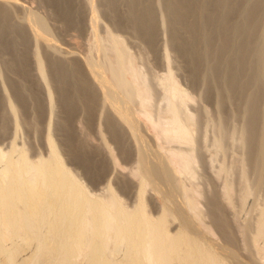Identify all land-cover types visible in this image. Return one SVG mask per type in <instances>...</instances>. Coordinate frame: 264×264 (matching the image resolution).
<instances>
[{"label":"bare ground","instance_id":"obj_1","mask_svg":"<svg viewBox=\"0 0 264 264\" xmlns=\"http://www.w3.org/2000/svg\"><path fill=\"white\" fill-rule=\"evenodd\" d=\"M50 1L65 24L80 27L72 0ZM83 1L90 31L86 52L64 55L51 38L46 19L29 12L17 24L16 19H9L11 9L22 5L0 0V51L12 55L9 69L45 90L51 120L56 111L42 52L65 116L53 126L47 122V153L32 158L24 144L17 143L20 113L26 109L24 94L13 81L4 83L0 74V98L8 87L16 102L15 106L4 97L6 106L0 110V134L6 136L9 127L13 129L7 147L0 146V264H232L203 224L205 213L198 202L203 192L194 181L198 180L200 163L196 149L207 140L205 124L202 120L204 125L199 126L201 109L197 110L199 118L192 114V98L171 71L169 49L190 62L192 76L186 82L205 86L199 99L213 100L215 95L214 154L225 152V141L232 148L243 149L240 158L220 166L217 173L228 178L238 172L242 190L235 199L242 204L264 189V0H98L99 7L94 0ZM102 13L111 19V26L103 25ZM111 28L127 30L134 40L147 43L145 46L166 66L165 73L149 75L153 76L150 79L135 63L137 59L123 38L114 35ZM26 37L32 40L29 47ZM160 37L166 41L158 49ZM72 72L80 73L78 78L72 79ZM220 80L224 85L219 89ZM34 101L41 108L37 97ZM233 102L240 108L235 109L241 113V123L227 131L220 116L225 104ZM80 110L86 114L82 112L87 118L85 127L91 128L95 118L103 119L107 135L125 156L129 152L120 136L127 133L136 146V168L131 170L130 179L122 177L116 189L107 182L103 188L91 190L63 161L65 155L86 167H102L93 157L99 149L92 150L90 140L82 143L87 131H80L81 140L73 138L62 150L54 141V132H74L72 118ZM40 117L38 112L30 120L33 131H38ZM143 126L163 145L178 147L165 154L161 143L151 147L141 132ZM101 141L100 147L106 150L102 136ZM100 172L88 170L90 181L98 179ZM119 176L117 173L116 178ZM127 191H132L130 196ZM220 197L231 206L233 182L226 180ZM207 207L216 227L229 239V222L222 216L220 202L209 199ZM254 212L255 220L240 230L255 264H262L264 200L255 205ZM233 262L245 264L239 258Z\"/></svg>","mask_w":264,"mask_h":264},{"label":"rangeland","instance_id":"obj_2","mask_svg":"<svg viewBox=\"0 0 264 264\" xmlns=\"http://www.w3.org/2000/svg\"><path fill=\"white\" fill-rule=\"evenodd\" d=\"M18 3H20L22 6H19V8H12L11 9V14L12 17L10 15L9 19L11 21L15 20L18 21L20 20V18H22L24 15H26L29 12H34L38 15H40L41 17H43L44 19H46V23L49 27L50 31V35L51 38L56 41L57 45L64 51V55H69L72 53H81V55H84L86 52V44H88V38H90V31L89 28L87 26V20L89 19L88 16V12H86V8H84V1L83 0H72V8L74 7V11L75 14L77 15L76 21L79 24L80 27H78L77 25H67L64 23L63 19L61 18L60 14L57 11V9H55L52 5H51V1L50 0H15ZM98 0H94V3L96 5V7H99V2H97ZM100 1V0H99ZM97 3V4H96ZM98 5V6H97ZM76 8V9H75ZM124 8H122V12H124L123 10ZM79 10V11H78ZM82 10V11H81ZM78 11V12H77ZM100 12V11H99ZM58 13V14H57ZM101 13V12H100ZM102 15V16H101ZM87 16V17H86ZM101 22L103 23V25H108L111 26V19L107 16V15H103L99 14ZM107 17V18H106ZM12 18V19H11ZM14 18V19H13ZM18 19V20H17ZM87 19V20H86ZM108 19V20H107ZM110 19V20H109ZM81 20V21H80ZM16 21H14L16 23ZM85 21V22H84ZM84 23V24H83ZM87 26V27H85ZM169 28V27H168ZM80 30V31H79ZM88 30V31H87ZM100 30V29H99ZM110 30H112V33L116 36H119L121 38H123V40L125 41V44L127 46V48L130 51V54L132 56H134V59H137V61L135 60V63L137 65H139L138 67H140V69H142V71L144 73H146V75H161L165 73L166 70V66H164L159 58H158V54L154 55L153 53H156L153 49L150 50L154 51L151 53V51L146 47L149 46L147 43V45L143 44V42H141V39L134 40L136 39L134 37V39L131 37L130 34H128L129 32L127 30L124 29H115V28H111ZM167 31L169 29H166ZM100 34L102 33V31H99ZM52 33V34H51ZM169 33V31H168ZM165 32V34L163 35V37H166L165 39L168 42L169 36L167 38L168 34ZM103 34V33H102ZM13 37V36H11ZM28 37V35H27ZM25 38V41L27 42V47H29L31 40V37ZM163 37L159 38V41H157L156 46H158V49H161L164 41H166ZM161 39V40H160ZM31 40V41H30ZM164 40V41H163ZM29 41V42H28ZM162 41V42H161ZM159 42V43H158ZM165 42V43H167ZM106 43V42H105ZM164 43V44H165ZM158 44V45H157ZM146 45V46H145ZM162 45V46H161ZM160 47V48H159ZM23 48V47H22ZM156 49V50H158ZM28 50V49H26ZM68 51V52H67ZM72 52V53H71ZM78 54V55H79ZM169 54H170V61H172V66H171V71L174 74V77L176 79V81L179 83V85L182 87L183 90H185L190 97L192 98V102L190 103L189 108L192 111V114L195 115L197 118H199L198 116L201 115L202 113V117L199 118L200 121L201 119V125L202 126L205 124H208L210 119V124L208 125V128H205V126H203V128L206 130H204L203 132L206 133V139L205 141H202V144H197L198 148L196 149V154L199 158L200 163L197 165V169L196 172L198 173V180L194 181V184L200 188L203 192L202 197H200L198 199V202L200 204V207L202 208L203 212L205 213V218L203 221V224L205 227H207L210 230V238L215 241L220 247L224 248V253L226 255L227 261L230 263H234V258H239L241 260V262L245 263V264H255V260H254V256H251L250 254V249L246 248L244 246V240H243V234L241 233V227L244 226L245 224H250V222L252 223L255 220L256 217V213L254 212V207L255 205L261 204L264 200V189L261 191H257L255 193V195L249 196L247 199H245V201L241 204L237 199H235V197L237 196V194H240L241 192V184L238 181V172L235 171L230 177H226L225 176H221L218 177V171L220 166H227L230 165L232 162H234L236 159L240 158L242 155V150L241 147H233L230 145L231 143L229 141H225L224 142V146H225V152L224 153H219V154H214V148L213 146V142H212V126H214L216 124V120L215 118H217V114L216 112H214L215 109V95L213 94V100L212 98H209L208 100H204L205 98H202L203 100L201 101V99H199L198 94L200 92H204L205 90V86H202V88H200L201 86H194L190 84L189 81L186 82L185 79H187L188 77L192 76V70H191V64H189L190 62L186 61L185 59L183 60V58L181 59V57H179L176 52H174V49L170 48L169 49ZM41 57L44 63V67H45V77L48 79L49 81V89L52 92L53 95V104L55 106V114L53 116V118L50 120L49 116L46 112L47 110V95L45 90H41L40 87L37 88L36 85H32L31 81L28 79H26L25 77H23L22 75L15 73L13 71H11L8 67V63L10 62L12 55L10 53H6V52H2L0 51V74L1 77L4 81V83H6V80H11L13 81L16 85L19 86V88L21 89V91L24 94L25 97V101H26V109L22 110L20 113V120L22 124L19 128V135L17 137V143L18 145L20 144V142H22V144H24L25 149L27 150V154H29L30 156H32V158H35L38 154H42L45 155L47 152L46 150V144L44 141V136H45V130H46V124L47 122H50V124L53 126L55 124H57L58 122L65 119V116H62L63 113L61 114V110H60V106H59V101H58V96L56 94V92L53 89V82H52V78L48 72L47 69V62L45 60V55L41 52ZM30 59V58H29ZM32 61L29 60V67H30V72L32 75V78H34V74H36L34 72V64ZM190 66V68H189ZM33 73V74H32ZM80 74V73H77ZM76 73L72 72L71 74V78L72 79H76L78 78V75ZM147 76V77H148ZM153 76H149L150 79ZM31 78V79H32ZM149 79V80H150ZM34 79H32L33 81ZM153 82V81H152ZM219 85L217 83V87L220 89L222 88V86L224 85V82H222V80L218 81ZM154 83V82H153ZM31 85V86H30ZM33 86V87H32ZM195 87V88H194ZM201 91H199V90ZM204 89V90H203ZM6 95H4L5 99L6 98H10L13 102V104L16 106V102H15V98H14V92L12 90H10L8 87L6 88ZM200 97L202 96V94L199 95ZM2 96V98H0V110L2 111L4 109V107L6 106L5 104V99ZM35 97L38 98V100L40 101V105L41 108H37L35 106ZM225 98L223 97V100ZM4 100V101H3ZM230 104V103H227ZM225 104V109L224 113H222V115L220 116L221 121L224 124V127L227 128V131H233L232 129H235V127H239L240 123H241V118H240V112H239V107L233 102L231 103L235 105V106H230ZM236 106L239 109H235ZM201 109L200 111H198V113H200V115L197 116V110ZM59 109V110H58ZM204 110H206L208 112V117L204 116L206 114L204 113ZM96 111L100 110V107L97 106L95 108ZM196 110V111H194ZM81 111V112H80ZM79 112H77V114L74 115V118H72V125H73V129L74 132L71 134H64L62 132H54V141L56 143H58L60 149H65L66 145H69L71 140L73 141V138L75 139V141L81 140L79 138V133L80 131L82 132L83 130L87 131L88 136L86 135H82V143L84 144L85 142L87 143V141L85 140H90V144H92L90 146L89 141V147L92 148V150L95 149H99L97 150V153L99 154H95V156H93L95 159L98 158L97 163L100 164L102 163V167H86L83 166L80 162H75L70 160V158L68 156L63 155V161L65 162V164L69 167L72 168L76 171V173L78 174L79 178L82 179V181L85 183V185L87 187H89L91 190H97L100 188H103L107 182L110 183L112 188L116 187L118 188L119 185H117L118 183H121V179L122 177H126L128 179L129 178V174L131 172L132 169L136 168V146L132 140V138L125 133L124 135L120 136L122 141H123V145L125 147L126 150H128V155L125 156L121 150V148L119 146H116V144L114 143V141L112 140V138H110V136L107 135V131H105L106 129H104V124L102 120L100 119H93L95 120V124L90 125L91 128L85 127L86 125V116H84V112L82 110H80ZM190 111V112H191ZM226 111V112H225ZM38 112H40L42 114V117L39 118V122L37 124L38 126V131L34 130L33 131V127L29 126L28 124L30 123V120L33 121V116L35 114H37ZM84 114H83V113ZM196 112V113H195ZM86 115V114H85ZM215 115V116H214ZM217 115V116H216ZM7 118V117H6ZM7 119H10L9 117ZM6 119V123L9 125V121H7ZM219 119V118H218ZM204 124H203V121ZM220 120V119H219ZM218 120V121H219ZM1 121V120H0ZM23 121V123H22ZM205 121L207 123H205ZM2 122V121H1ZM0 122V128L2 123ZM20 122V121H19ZM37 122V121H36ZM199 122V124H200ZM26 124V125H25ZM144 124V123H143ZM198 124V123H197ZM25 127H24V126ZM95 125V126H94ZM100 127L101 129V135L98 134L97 132V127ZM93 127V128H92ZM12 127H9V132L7 130V132L9 133L8 135L5 136V134H0V146L2 147H7V145L9 144V142L12 140V133H11V129ZM84 128V129H82ZM86 128V129H85ZM76 130V131H75ZM6 132V134H7ZM77 132V133H76ZM141 132L143 135L146 136V139L148 140V143L151 147H154V145H158L161 142L156 140L151 134H147L146 133V128L145 126L142 127ZM59 133V134H58ZM62 133V134H60ZM203 133V134H204ZM74 134V135H73ZM78 136H77V135ZM84 134V133H83ZM200 134V133H199ZM3 136V137H2ZM4 136L6 138H4ZM101 136L103 137L105 144H106V150L100 147L103 142L101 141ZM11 137V138H9ZM77 137V138H75ZM81 137V136H80ZM84 137H88L87 139ZM198 137V136H197ZM79 138V139H78ZM200 139V138H199ZM85 141V142H83ZM80 142V141H79ZM81 143V142H80ZM102 143V144H101ZM22 144H20L19 146H21ZM163 145V143H161ZM175 144H168L163 145V150L161 151L163 154H165V152H167L170 149H175L178 146H174ZM96 147V148H94ZM101 149H100V148ZM240 148V149H238ZM244 148V147H242ZM102 150V151H100ZM94 155V154H93ZM96 155H98V157H96ZM101 158V159H99ZM104 160V161H102ZM104 164V166H103ZM91 170V171H101L100 175L98 176V179H92L90 181V177H88L87 175V171ZM99 173V172H98ZM117 173L118 176L122 175L121 178H116L117 177ZM248 176H251V171L248 172ZM101 177V178H100ZM98 180V181H97ZM119 180V181H117ZM226 180L229 182H233V193H234V200L233 203H231V206H228L227 203H224L221 200L220 195H222V191H223V187L224 184L226 182ZM264 184V183H263ZM117 185V186H116ZM130 192L132 191H127L126 195L130 196L129 194H131ZM212 198H216L220 204H221V210H222V216L225 217V219L229 222V226L227 228V231L229 233L230 238L227 239L222 231H220L216 225L214 224L213 219L210 217L209 212H208V200L212 199ZM259 245H261L259 243ZM260 259V258H258ZM264 259L261 260L260 263L264 264Z\"/></svg>","mask_w":264,"mask_h":264}]
</instances>
